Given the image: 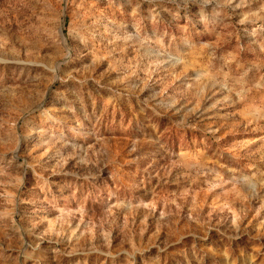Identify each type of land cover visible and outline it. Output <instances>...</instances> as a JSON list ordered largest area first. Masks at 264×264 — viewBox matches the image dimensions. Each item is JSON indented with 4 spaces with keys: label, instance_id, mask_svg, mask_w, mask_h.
I'll return each instance as SVG.
<instances>
[{
    "label": "rangeland",
    "instance_id": "rangeland-1",
    "mask_svg": "<svg viewBox=\"0 0 264 264\" xmlns=\"http://www.w3.org/2000/svg\"><path fill=\"white\" fill-rule=\"evenodd\" d=\"M0 264H264V0H0Z\"/></svg>",
    "mask_w": 264,
    "mask_h": 264
}]
</instances>
